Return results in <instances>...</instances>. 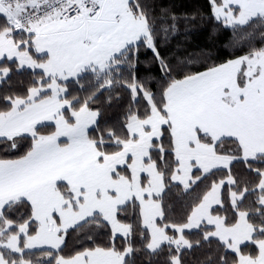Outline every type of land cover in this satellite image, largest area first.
<instances>
[{
    "label": "snow or ice",
    "instance_id": "snow-or-ice-1",
    "mask_svg": "<svg viewBox=\"0 0 264 264\" xmlns=\"http://www.w3.org/2000/svg\"><path fill=\"white\" fill-rule=\"evenodd\" d=\"M197 252L264 264V0H0V264Z\"/></svg>",
    "mask_w": 264,
    "mask_h": 264
},
{
    "label": "trees",
    "instance_id": "trees-1",
    "mask_svg": "<svg viewBox=\"0 0 264 264\" xmlns=\"http://www.w3.org/2000/svg\"><path fill=\"white\" fill-rule=\"evenodd\" d=\"M162 3L168 4V3H175L178 6V11H191L193 7L199 4H203L205 0H161ZM190 31V39H191V45L190 50H195L196 46H205L208 44V34L210 32V26L207 24H201L199 21H197L193 25H189ZM184 26L181 25V32L183 33ZM179 39H183V35L179 37ZM223 39V37H221ZM20 79H26V77H14V82H18ZM106 117L112 120H115L119 115V108L114 106L113 108L106 110L105 113ZM200 191V189H197L196 191L192 192L189 196H186L182 199H177L175 196L171 197L170 203L173 205V211L174 214L177 217H180L183 212L185 211V202L191 201V199ZM195 259H190V264H196V260L203 259V254L201 252H197L194 254ZM143 258H137V264H141V260ZM144 264H146V260L144 261Z\"/></svg>",
    "mask_w": 264,
    "mask_h": 264
}]
</instances>
